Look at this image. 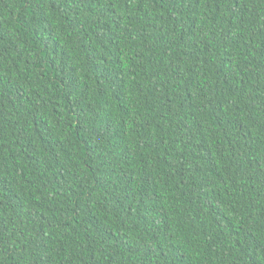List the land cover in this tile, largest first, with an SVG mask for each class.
Wrapping results in <instances>:
<instances>
[{"label":"trees","instance_id":"obj_1","mask_svg":"<svg viewBox=\"0 0 264 264\" xmlns=\"http://www.w3.org/2000/svg\"><path fill=\"white\" fill-rule=\"evenodd\" d=\"M0 264H264V0H0Z\"/></svg>","mask_w":264,"mask_h":264}]
</instances>
